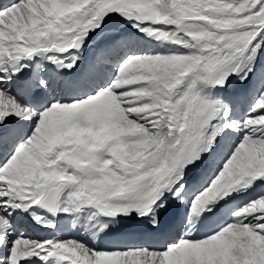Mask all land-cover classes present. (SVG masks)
I'll use <instances>...</instances> for the list:
<instances>
[{
    "label": "snow or ice",
    "instance_id": "snow-or-ice-1",
    "mask_svg": "<svg viewBox=\"0 0 264 264\" xmlns=\"http://www.w3.org/2000/svg\"><path fill=\"white\" fill-rule=\"evenodd\" d=\"M0 264H264V0H0Z\"/></svg>",
    "mask_w": 264,
    "mask_h": 264
},
{
    "label": "bare ground",
    "instance_id": "bare-ground-1",
    "mask_svg": "<svg viewBox=\"0 0 264 264\" xmlns=\"http://www.w3.org/2000/svg\"><path fill=\"white\" fill-rule=\"evenodd\" d=\"M122 26L123 25H121V27ZM200 177H201V172H199L198 174H195L194 176L190 177V180H198V179H200ZM64 222H65V225H64V236H65V238H68L69 236L73 235V233H72V231L70 229V222L67 219H65Z\"/></svg>",
    "mask_w": 264,
    "mask_h": 264
},
{
    "label": "rangeland",
    "instance_id": "rangeland-1",
    "mask_svg": "<svg viewBox=\"0 0 264 264\" xmlns=\"http://www.w3.org/2000/svg\"><path fill=\"white\" fill-rule=\"evenodd\" d=\"M198 173H199V172H196V173H194V175H195V174H198ZM194 175H192V176H194Z\"/></svg>",
    "mask_w": 264,
    "mask_h": 264
}]
</instances>
